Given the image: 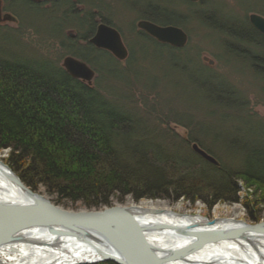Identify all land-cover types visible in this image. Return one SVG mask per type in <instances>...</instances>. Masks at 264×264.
Masks as SVG:
<instances>
[{"label":"trees","instance_id":"trees-1","mask_svg":"<svg viewBox=\"0 0 264 264\" xmlns=\"http://www.w3.org/2000/svg\"><path fill=\"white\" fill-rule=\"evenodd\" d=\"M73 1L61 0L56 5L65 3L70 7L68 15L77 17L71 9ZM156 1L160 5H152L142 14L144 18L185 28L201 12L202 23L226 39L228 53L248 59L252 69L264 76V36L247 19L241 21L216 10L203 13L199 8L207 7L208 0L200 5L187 0ZM12 6L40 8L30 0H14ZM93 16L90 12L86 17L88 35L96 29ZM137 36L171 51L174 70L204 100L227 108L231 103L240 110L247 108L248 102L225 87L198 59H187L188 50L161 45L142 32ZM68 41L63 48L71 53L76 45ZM78 49L80 54L72 52L84 61L96 51L89 44ZM132 60L130 57L129 62ZM151 113L122 105L100 88L71 77L54 59L0 53V153L8 152L5 163L32 190L44 187L59 202L81 203L89 210L111 207L115 201L123 203L126 197L136 202L200 201L210 208L219 202H237L238 182L242 181L253 192L243 204L253 220L259 219V208L264 207V137L252 138L247 144L214 137L219 145L213 150L207 140L195 135L192 122L173 121L188 130L180 138L168 121L150 122L159 115ZM191 143H197L219 164L201 158L190 148Z\"/></svg>","mask_w":264,"mask_h":264},{"label":"rangeland","instance_id":"rangeland-1","mask_svg":"<svg viewBox=\"0 0 264 264\" xmlns=\"http://www.w3.org/2000/svg\"><path fill=\"white\" fill-rule=\"evenodd\" d=\"M1 1L2 14L11 15L15 19L0 23V53L4 56L15 54L37 59L47 57L58 61L65 70L64 61L68 57L84 62L94 72V76L90 83L82 79L78 80L90 87L100 88L122 105L140 111L144 110V112L150 111V114L152 111L156 112L159 115L152 116L150 122L155 119L157 124H160L158 123L159 118L168 121V127L180 138H184L188 130L174 124L173 121L192 122L195 135L207 140L209 147L213 150H216L219 145L212 140L214 137H225L235 140L237 143L243 141L245 144L257 136L264 137V76L258 75L252 69L248 59L228 53L225 46L227 45L226 39L202 23L199 18L201 12H196V17L190 20L185 28L175 26L182 29L188 37L184 47L177 48L154 40L170 48L188 50L187 59L190 61L198 59L202 66L217 75L218 80L225 87L235 91L239 99L248 102L245 110L238 109L233 103L229 104L227 108L218 103L204 100L199 91L189 85L185 86L187 85L186 78L174 70V63H172L174 58L171 51L137 36L140 32L149 36L138 25L142 21L152 22L144 18L142 14H145L152 5L159 6L160 4L156 0H79L80 3L74 0L75 4L71 9L79 19L76 16L68 15L70 7L65 3L57 6L61 0H42L40 2L30 0L40 6V8L34 9L22 6L15 8L12 6L14 0ZM202 1L192 3L200 5ZM208 2L207 7L200 6L199 8L197 6V8L203 13L216 10L224 15L239 18L241 21L247 19L250 25L251 15L256 14L264 17V0H208ZM180 7L186 12L185 7ZM90 12L94 15L96 29L93 34L88 35L90 23H87L86 17ZM80 18L83 19V22L80 21ZM102 18L108 23L103 22ZM84 23L86 26H82ZM101 24L108 25L120 33L128 51L126 59L120 60L108 50L97 48L90 43ZM83 36H88L86 41L82 39ZM68 39L73 40L76 45V48L71 49V53L63 48V45H69ZM86 44L96 49L95 53L89 56V62L75 56L72 52L80 54L79 45ZM83 53L85 54V52ZM130 57H133L131 62H129ZM66 72L68 73L67 70ZM112 73L115 74V77ZM180 84H184V86H180ZM165 126L163 124L162 128ZM194 145H197L200 150L206 151L197 143L190 145L197 155L208 161L194 150ZM7 154V151L0 153V162L6 164L4 159ZM215 161L217 164L208 162L218 165V161L216 159ZM26 187L32 193L42 196L53 205L69 212H97L106 208L143 206L173 211L181 216H200L211 222L230 219L242 221L250 226L264 224V207L259 208L258 220H253L249 216L243 203L253 196V192L252 188L248 189L242 181L238 182L240 191L237 202H219L210 208L200 201L193 204L184 199L178 201L147 199L136 202L131 197H126L123 203L115 201L111 207L89 210L81 203L59 202L44 187L37 190Z\"/></svg>","mask_w":264,"mask_h":264},{"label":"bare ground","instance_id":"bare-ground-1","mask_svg":"<svg viewBox=\"0 0 264 264\" xmlns=\"http://www.w3.org/2000/svg\"><path fill=\"white\" fill-rule=\"evenodd\" d=\"M34 201L0 169V210L9 205ZM120 213L138 228L140 226L143 239L159 255L197 247L183 258H169L162 264H264V233L251 231L250 225L242 221L214 220V224L209 226L211 221L200 216H181L173 211L143 206H130ZM76 229V234L60 233L36 225L10 229L0 236V264H77L96 261L104 255H122L102 237ZM205 231H232L240 235L200 244Z\"/></svg>","mask_w":264,"mask_h":264},{"label":"water","instance_id":"water-1","mask_svg":"<svg viewBox=\"0 0 264 264\" xmlns=\"http://www.w3.org/2000/svg\"><path fill=\"white\" fill-rule=\"evenodd\" d=\"M32 1L40 2L42 0ZM187 1L196 2L199 0ZM14 20L15 19L11 15L2 14V1L0 0V23ZM249 21L257 31L264 35V17L253 14L250 16ZM138 26L159 43L182 48L186 45L188 40L185 32L175 26H159L148 21H142ZM90 43L97 48L108 50L120 60H124L128 56L127 48L122 41L120 33L108 25H99ZM64 67L72 77L89 81V83L94 76V72L87 64L72 57L65 59ZM193 148L205 159L217 164L214 158L200 150L197 145H194ZM0 169H3L7 177L15 183L17 187L35 199L34 202L28 204H13L1 208L0 236L10 229H18L26 225L43 226L52 231L72 234L77 233V227L102 237L110 247L122 253L120 256L104 255L99 260L80 263H97L104 261L117 264H162L163 260L169 258H183L193 253L197 248L195 246L187 251H178L169 255H159L153 248L149 247L143 239L140 226L138 228L133 221L120 213V211H123L125 208H106L103 211L97 212H69L53 205L42 196L32 193L12 169L3 162H0ZM213 224L214 221L208 223L209 226ZM72 226H75V229L72 228ZM249 229L258 233H264V224L249 226ZM181 232L183 233L185 231L182 230ZM239 235V233L232 231H205L201 235L200 244L226 240Z\"/></svg>","mask_w":264,"mask_h":264}]
</instances>
